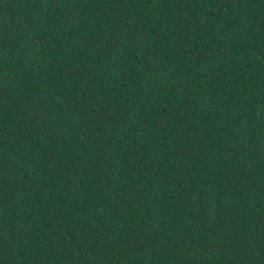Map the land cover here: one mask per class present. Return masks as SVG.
Wrapping results in <instances>:
<instances>
[{"label":"trees","instance_id":"obj_1","mask_svg":"<svg viewBox=\"0 0 264 264\" xmlns=\"http://www.w3.org/2000/svg\"><path fill=\"white\" fill-rule=\"evenodd\" d=\"M0 264H264V0H0Z\"/></svg>","mask_w":264,"mask_h":264}]
</instances>
